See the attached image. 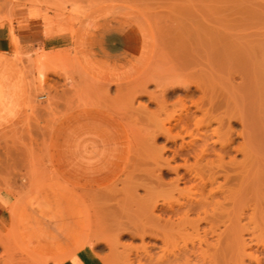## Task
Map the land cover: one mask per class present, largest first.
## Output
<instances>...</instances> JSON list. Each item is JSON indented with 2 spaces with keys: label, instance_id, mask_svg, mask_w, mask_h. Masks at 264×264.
<instances>
[{
  "label": "bare ground",
  "instance_id": "6f19581e",
  "mask_svg": "<svg viewBox=\"0 0 264 264\" xmlns=\"http://www.w3.org/2000/svg\"><path fill=\"white\" fill-rule=\"evenodd\" d=\"M184 4L187 24L182 38L174 35L175 43L181 40L179 52L169 56L173 65L147 79L156 91L144 85L141 91L159 112L178 109L166 118L160 117L165 110L146 116L143 169L120 202L127 221L117 224L140 244L127 247L124 262L264 264V0ZM96 124L68 152V166L80 180L110 160L108 130ZM137 188L145 194L137 195ZM154 190L159 194L150 195ZM14 236L0 233L2 264L27 262L10 259ZM93 247L87 241L75 248L101 264Z\"/></svg>",
  "mask_w": 264,
  "mask_h": 264
},
{
  "label": "rangeland",
  "instance_id": "374dc122",
  "mask_svg": "<svg viewBox=\"0 0 264 264\" xmlns=\"http://www.w3.org/2000/svg\"><path fill=\"white\" fill-rule=\"evenodd\" d=\"M29 3L65 13L72 45L47 53L42 75L26 74L24 111L0 131V190L18 201L14 224L0 232L14 227L9 255L15 262L23 257L26 264H54L88 241L101 264H125L127 247L140 241L117 228L127 221L120 202L141 176L147 117L165 110L147 103L141 91L143 85L156 91L147 79L173 65L169 56L179 52L187 24L184 0H0V23H9L12 10ZM111 34L119 35V47L109 46ZM174 35H180L176 43ZM36 53L26 57L25 68ZM139 103L148 104L145 113L138 111ZM175 107L169 105L160 117L177 113ZM91 124L108 130L112 153L106 167L80 180L62 148L78 147ZM144 194L137 188V195ZM3 253L0 247V264Z\"/></svg>",
  "mask_w": 264,
  "mask_h": 264
},
{
  "label": "crops",
  "instance_id": "0c3cea01",
  "mask_svg": "<svg viewBox=\"0 0 264 264\" xmlns=\"http://www.w3.org/2000/svg\"><path fill=\"white\" fill-rule=\"evenodd\" d=\"M8 17L9 23H0V131L13 124L24 111L27 101V72H37L39 75V71H43L47 53L72 45L70 23L67 15L60 10L45 9L29 3L14 8ZM119 40L120 37L116 34L107 37L108 44L113 47H119ZM34 53L36 55L31 60L30 69L25 68L26 57ZM72 133L75 135L77 132L72 130ZM81 135L85 139V135ZM62 149L72 152L74 148ZM17 205L18 201L9 190H0V231L14 224ZM9 231L14 233V227ZM54 264L99 263L85 249L74 248L64 252Z\"/></svg>",
  "mask_w": 264,
  "mask_h": 264
}]
</instances>
